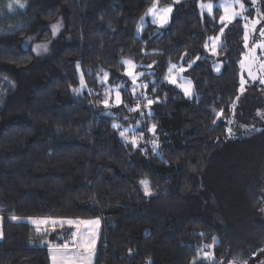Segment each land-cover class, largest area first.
<instances>
[{"label":"trees","instance_id":"1","mask_svg":"<svg viewBox=\"0 0 264 264\" xmlns=\"http://www.w3.org/2000/svg\"><path fill=\"white\" fill-rule=\"evenodd\" d=\"M198 1L206 0H157L174 3L172 19L160 31L147 22L139 34L154 0H28L21 21L0 17V264H49L51 248L71 243L69 225L28 222L43 217L98 218L92 264H238L259 252L264 97L251 90L257 82L240 90L241 18L220 36L214 71L204 44L219 34L221 10L200 14ZM243 2L264 25V0ZM29 36L48 41V50L24 48ZM261 39L249 33L247 43ZM123 60L139 66L147 89L133 94ZM171 64L186 67L191 97L164 81ZM102 71L133 124L103 114ZM145 96L157 102L147 106Z\"/></svg>","mask_w":264,"mask_h":264},{"label":"snow or ice","instance_id":"2","mask_svg":"<svg viewBox=\"0 0 264 264\" xmlns=\"http://www.w3.org/2000/svg\"><path fill=\"white\" fill-rule=\"evenodd\" d=\"M178 3L179 0H176ZM253 4H255L256 0H251ZM13 4L18 5L20 8H23L25 5L21 2V0H13L12 3H9L7 5L8 9L10 11H15V8L13 7ZM234 5H239V11L236 10ZM200 7L202 9H207V12L209 14L213 13L214 5L209 3L207 5L201 4ZM224 14L220 16L219 23L222 25L220 28L219 35L216 37H210L209 41H206L204 44L205 49H210L212 54H216L218 46L220 44V36L223 35L225 28L228 27V25L232 24L237 18H243L246 21L249 19L248 17H243V12L245 11L244 4L242 3V0H227V2L222 5ZM173 11L171 6H166L164 8H159L157 6V0H154L152 7L148 9V12L146 15H149L152 17V22L159 25V27H164L170 19V13ZM143 20V18H142ZM252 29H249L248 23H245L243 25L245 32H244V41L245 46H247V42L249 40V31H255V27L257 24L260 23L259 20H252ZM59 29V25H53V36H55L56 32ZM140 31V29H138ZM261 37H264V28H261L260 30ZM256 47L264 48V41L258 43ZM47 45L46 44H38L36 45L35 51L37 54H40L41 52H46ZM197 59H200V57H197ZM124 65L126 66V71L124 75L130 78L131 83L133 85L132 92L135 94L136 88L140 87L142 89H147L148 85L144 83H138L140 77L144 75V73H138L135 71L138 65H136L133 61L127 60L123 61ZM155 63V62H154ZM192 63H195L193 61ZM241 67H244L245 61L241 60ZM250 63V62H249ZM148 67H154L153 65H149ZM188 67H191V63L188 65ZM264 67V65H262ZM77 68H79V64H77ZM178 69V71H177ZM168 82L172 85H175L182 89L183 93L186 96L192 95V82L190 80H185L184 83H178V79L181 78L180 74L187 71L182 66L178 65H171L168 68ZM215 71L219 72L220 67L217 65L215 67ZM175 72L176 75L173 76L172 73ZM249 75L251 76L252 80H257L258 77L256 75H252L251 73V67L249 66ZM110 76V73L105 72L103 74V77L101 78V82H107L108 77ZM262 84H264V79L260 81ZM81 83L83 84V77H81ZM244 84L245 81L243 77H241V92L244 90ZM74 91H79V89H74ZM141 95H144V93H141ZM145 99L147 100V106H151L153 103L157 101H153L152 99H147L145 96ZM115 102L119 105L123 103L121 93L119 90V86L115 89ZM104 105L107 107L109 105V99H105L103 101ZM133 111L140 112V105H137L136 108L132 109ZM114 128H119L120 125L114 124ZM150 132L154 134L155 132V125L152 126L151 129H149ZM229 134H231V129H228ZM120 135L122 137H126L125 131H121ZM143 134L141 133V138ZM133 147H139V140L136 137H132L129 141ZM158 149V145L156 144L155 140L152 142V150L155 152ZM140 184L144 188V194L147 196L152 195V191L150 188V182L147 180L140 181ZM17 217H12V220H17ZM34 223H44V224H51L53 226V230H55V225L59 223L61 227L64 223H67L70 227H74L76 231H73L71 233L72 240L71 243L68 240H65V242L59 246L60 249L64 250L65 254L60 258L59 261H56V258L53 257L54 264H91L92 257L94 255L95 250V237L96 233L94 231L95 226L99 225L100 221L99 219L95 220H73V219H67L65 220H57V219H45L42 221H33ZM3 238V232L0 230V239ZM215 242V238H213ZM131 252V250H129ZM208 254L205 253V256ZM238 264H246V262H238Z\"/></svg>","mask_w":264,"mask_h":264},{"label":"rangeland","instance_id":"3","mask_svg":"<svg viewBox=\"0 0 264 264\" xmlns=\"http://www.w3.org/2000/svg\"><path fill=\"white\" fill-rule=\"evenodd\" d=\"M27 1L26 0H21L22 3H25ZM12 2H13V0H0V17L4 19V18H7V17L12 16V18L13 17H17L21 21V16H20V14H18V10H20L21 8L18 5L13 4V7L15 8V11H10L8 9V7H7V5L9 3H12ZM226 2H227V0H206V1H198L199 12H200V14L212 15V13L209 14L207 12V9L206 8L205 9H202L200 7L201 4L207 5V4L211 3V4L214 5V8L215 7H218L221 10V13H220V16H221V15L224 14L222 5H224ZM242 3L244 4V8H245V11L243 12V17H248L249 19L247 21L245 19H243V18H241V19L243 20V23L244 24L245 23H248L249 29H252V23H251V21L252 20H258L257 14L254 13L252 17H249L246 14L247 5L243 2V0H242ZM152 5L153 4H151L146 9V11L144 12V14L138 20V22L136 24V28H135L136 34H139L141 32V30L143 29V27L146 25L147 22L153 23L152 22V17L149 16V15H146L147 12H148V9L150 7H152ZM157 6L159 8H164L166 6H171L172 9H173L174 8V3H170V4L169 3L168 4H157ZM234 6H235L236 10L239 11V5H234ZM258 15L260 16L259 18H264V11L260 10V12H259ZM220 16H219V18H220ZM172 17H173V11L170 13L169 22L172 19ZM142 18H143V20H142ZM219 18H218V21H219ZM57 24L59 25V29H60V22L59 21H55L54 23H52V24L49 25L50 26V29H51V34L52 35H53L52 26L53 25H57ZM153 24H155L157 26V29L159 31L162 30V29H165L166 26H167V24H166L164 27H159L158 24H156V23H153ZM261 28H264V25H259V26L256 25L255 31H249V33L250 34H255L258 37H261L260 31H259ZM59 29H58V31H59ZM138 29H140V31H138ZM218 35H216V36H218ZM216 36H214V37H216ZM208 41H209V39H208ZM262 41H264V37H262L261 41H259L258 43H260ZM220 42H221V39H220ZM244 43H245V41H244ZM258 43H256V44L249 43V45L247 43V46H245L246 49L243 52V55H242V58H241V60H244L245 61V65H244V67H241V63H240L239 64V67H240V75H241V77H243V79L245 81L244 90L246 91L247 88L249 90V88L252 87L251 86L252 83L253 82H257L259 84V85H257V88H255L253 86V89H251V90L255 94L261 95V96L264 97V84H262L260 82L262 79H264V78H262V75L264 74V67H262V65H264V48H260V49L258 48L257 49L256 45ZM38 44H46L47 45V49H48V41H42V40L39 41V40H37L33 36L26 37L22 41V46L24 48L31 49L34 53H36L35 48H36V45H38ZM206 50L208 52L209 58L213 61L212 67H213L214 71H215V67L217 65H219V67L221 69V63L219 61H216V58H215L216 54H212V52L210 51V49H206ZM256 52H259V54L261 56V58L259 56V58L261 59L260 62H259L258 56L256 55ZM41 53H44V52H41ZM123 61H127V60H123ZM123 65H124V63H123ZM171 65H173V64H171ZM249 66L251 67V73H252V75H256L258 77L257 80H252L251 79V76L249 75ZM124 67H125V71H126V66L124 65ZM182 67H184V66H182ZM184 68H186V67H184ZM177 71H178V69H177ZM102 73L104 74L105 72L102 71L101 74L97 75V77H96V80L97 81L96 82H97V85L99 86V89H101V93H103V94H101L102 99L99 101V104L102 105V107H103V114L104 115H108V116H112L114 118H117V119L121 120L122 123H125L127 125L133 124L134 116H131V115L127 114L123 110V108L120 106V104L118 105L115 102V89L116 88H114V90L112 92L111 84L108 81L107 82H101V78L103 77V74ZM168 75L169 74H168V71H167V73L164 75V78H163L164 81L167 83V85L172 86V87L178 89L184 96H186L183 93V91H182L181 88H179V87H177L175 85H172L171 83L168 82V79H167ZM172 75L175 76L176 73L173 72ZM180 76H181V78L178 79V83H184L185 80H190L192 82V80L190 79V77H188L185 72L184 73H181ZM248 81H250V82H248ZM240 83H241V79H240ZM246 84L249 85V86H246ZM85 88L88 89V86L86 85V82L85 83L83 82V84L81 85L80 89L82 90V89H85ZM191 91H192V95H193L194 92H195L194 91V84H193V82H192V89H191ZM73 92L76 94V91H74V89H73ZM191 96H186V97H191ZM105 99H109V105L107 107L103 103V101ZM257 115H258L259 118L264 119V110L261 111L260 113L258 112ZM125 132H127V131H125ZM122 138H125L124 140L129 141L132 138V136L130 134H126V137H122ZM142 180H144V179H141L140 181H142ZM141 188H142V191L144 193V188H143L142 185H141ZM263 198H264V188H263ZM261 209H262V217H263V220H264V200H263V204H262ZM45 219L67 220V219H61V218H48V217L33 218V219L32 218H29L28 220L35 227H42V226H44L46 224H44V223H34L33 221L39 222V221H42V220H45ZM89 220H95V219H89ZM49 224H47V225H49ZM64 225H67V224L64 223ZM98 229H99V225L95 226L94 231H95L96 234L98 233ZM74 231H76V229ZM95 239H96V237H95ZM64 254H65V252L62 249H57V250L52 251L50 253L51 261L54 262L53 257H55L56 260H60V258ZM92 259H93V257H92ZM236 261H234L233 259H230V260H228L226 262L225 261L224 262H221L220 264H237ZM91 264H92V261H91ZM246 264H264V244H263L262 248L259 250V252L256 253V254H254V255H252V257L246 262Z\"/></svg>","mask_w":264,"mask_h":264},{"label":"crops","instance_id":"4","mask_svg":"<svg viewBox=\"0 0 264 264\" xmlns=\"http://www.w3.org/2000/svg\"><path fill=\"white\" fill-rule=\"evenodd\" d=\"M66 221V220H65ZM28 222L29 223H31L29 220H28ZM65 224H67V223H65ZM47 225V224H46ZM57 225H60L59 223H57ZM64 225V224H63ZM68 225V224H67ZM0 230H1V227H0ZM73 230H75V228L73 227ZM97 235H98V233L96 234V238H97ZM95 242H96V239H95ZM57 249H60L59 247H56V248H51L50 250H49V256H50V253L52 252V251H54V250H57ZM56 261H59V260H56ZM49 264H54V262H52L51 261V258H50V262H49Z\"/></svg>","mask_w":264,"mask_h":264}]
</instances>
